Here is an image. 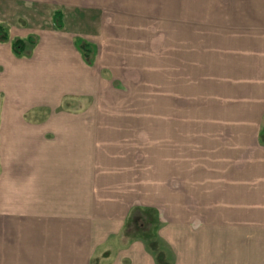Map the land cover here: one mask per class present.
<instances>
[{
  "label": "crops",
  "instance_id": "obj_1",
  "mask_svg": "<svg viewBox=\"0 0 264 264\" xmlns=\"http://www.w3.org/2000/svg\"><path fill=\"white\" fill-rule=\"evenodd\" d=\"M42 3L50 27L15 11ZM0 26V264L264 243V0H0Z\"/></svg>",
  "mask_w": 264,
  "mask_h": 264
},
{
  "label": "rangeland",
  "instance_id": "obj_2",
  "mask_svg": "<svg viewBox=\"0 0 264 264\" xmlns=\"http://www.w3.org/2000/svg\"><path fill=\"white\" fill-rule=\"evenodd\" d=\"M50 3H42L41 4H33L29 6V4H25V6H21V4H17L16 13H24L25 16L31 18V24L33 27H50L51 23L49 20V16L51 10H53V5ZM22 20V19H21ZM19 21V19H18ZM243 234V233H242ZM257 237L264 236L263 229L261 231L256 232ZM156 244V248H161V242L154 243ZM244 245V254L242 251L240 252V257H219V258H209L208 261L210 264H264V243L256 241L255 243L250 242L249 249L247 250L246 246L248 242L241 243ZM240 245V246H241ZM249 253V254H248ZM243 254V255H242ZM170 255V254H168ZM242 255V256H241ZM166 258V257H165Z\"/></svg>",
  "mask_w": 264,
  "mask_h": 264
},
{
  "label": "trees",
  "instance_id": "obj_3",
  "mask_svg": "<svg viewBox=\"0 0 264 264\" xmlns=\"http://www.w3.org/2000/svg\"><path fill=\"white\" fill-rule=\"evenodd\" d=\"M53 21L56 28L62 27L61 15L59 12H55L53 14ZM36 40L37 38L34 35H29L26 39H12L10 41L11 51L16 57H22L24 55H27L29 53V50L33 48L36 44ZM7 41H9L8 33L4 27L0 26V43H5ZM75 46L78 50L82 51L85 56L87 55V51L89 49L85 42H83L81 39L76 38ZM154 258L157 264H172L171 255L165 258V255H163L161 251H156Z\"/></svg>",
  "mask_w": 264,
  "mask_h": 264
}]
</instances>
